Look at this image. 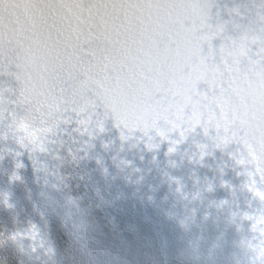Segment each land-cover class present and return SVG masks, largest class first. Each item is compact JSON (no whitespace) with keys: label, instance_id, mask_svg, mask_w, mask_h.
<instances>
[{"label":"snow or ice","instance_id":"6c2138e0","mask_svg":"<svg viewBox=\"0 0 264 264\" xmlns=\"http://www.w3.org/2000/svg\"><path fill=\"white\" fill-rule=\"evenodd\" d=\"M261 9L245 16L240 6L221 8L217 0H0V139L11 133L24 150L43 152L62 118L75 113L89 134L103 131L111 115L122 138L124 130L156 129L162 138L178 131L181 140L202 131L213 148L234 144L231 155L247 170L243 187L259 207L233 210L232 222L238 230L247 224L252 264H264V166L251 163L239 143L202 115L237 49L252 61L264 56ZM177 142L170 141L169 154ZM206 147L200 146L201 158ZM19 179L15 172L9 177ZM215 205L231 207L226 200ZM11 238L30 240L34 252L44 247L36 225Z\"/></svg>","mask_w":264,"mask_h":264}]
</instances>
